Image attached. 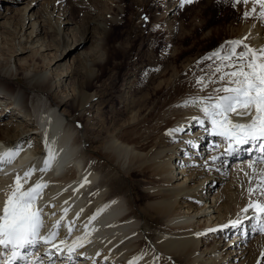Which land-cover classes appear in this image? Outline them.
Instances as JSON below:
<instances>
[{
	"label": "bare ground",
	"instance_id": "bare-ground-1",
	"mask_svg": "<svg viewBox=\"0 0 264 264\" xmlns=\"http://www.w3.org/2000/svg\"><path fill=\"white\" fill-rule=\"evenodd\" d=\"M256 14L252 16L254 18L247 26H243L238 36L241 38L249 36L246 43L259 48L264 46V30L263 20ZM22 15L24 21L25 15ZM32 15L31 13L27 17L30 19ZM34 15L28 37H32L35 24L39 20V31L44 27V19ZM60 20L59 16L55 23L58 36L62 35L59 29ZM69 21L68 19L64 23ZM10 27L11 25L8 24V28ZM90 33L91 31L86 27L75 40L76 45L86 39ZM38 34L36 33L34 37ZM34 37L27 46L25 44L23 46L21 42L26 38L21 40L19 37L18 42L21 51L27 47L33 50L31 55L33 65H35L34 59L39 57L38 50L48 47L46 42L39 38L34 40ZM58 42H61L59 38ZM13 51H16V46ZM0 57L5 60V53L0 51ZM19 60L25 61L23 58ZM31 62L26 69L21 68L17 63L0 68V139L11 145L10 147L24 142L33 145L29 148L25 144L24 150L18 155L20 160L0 170V213L5 204V194L14 184L15 172L21 174L33 166L36 169L44 167L47 151L44 136L47 131L48 143L58 135L67 138L71 157L64 166L53 161L49 170L36 171L24 185L27 188L40 179L48 183L42 200L38 201V206L43 209L44 221L40 234L46 236L56 221L61 220L63 209L68 208L67 217L62 224L66 225L68 221L75 220V230L68 237V243L71 244L76 236H82L85 232L84 225L91 222L90 217L96 214V219L100 220L112 208L115 211L110 225L114 238L108 237L88 249H78L82 255L74 254L76 258L68 264H94V262L95 264H129L130 261H135L136 264H231L228 260L229 251L228 254L221 253L226 245H220L218 239L227 233H233V240L237 245L231 248L233 252L241 247L238 246V241L245 242L249 232L257 231L256 221H245L243 233L233 229L200 237L195 236L194 233L215 228L230 219H235L237 214L241 213V209L247 206L250 200L247 189L250 184L241 169L251 176L252 170L247 167L249 161L261 159L264 151L259 148L260 142H256L243 145L232 155H227L226 141L212 134V125L204 118L198 107L177 106L189 96L207 95L212 88L220 87L221 84L219 82L209 84L204 92H199L195 80L201 75L191 73L184 80L178 75L165 78L167 74L165 70L162 72L163 78L156 84V89L160 90L168 86L173 89L167 90L166 94L153 105L148 94L136 96L133 93L130 104L122 112L116 110L111 122L102 116L101 108L98 106L96 110L100 119L95 137L87 138L90 130L83 127V123L87 121L84 116L85 103L90 99L92 101L95 95L89 92V87L100 78L99 70L94 65L101 64L102 57L94 56L90 63L81 61L84 66L83 71L78 72L74 85L75 95L69 104V110L65 113L67 115L59 112L60 101L52 106L49 105L48 109L42 110V108V111L39 110L41 106L30 107L26 90L8 81L11 78L19 79L21 72L30 79L36 89L47 90L51 84L48 73L45 70L41 73L28 70ZM212 71V68L205 69L202 75L208 76ZM58 74L56 73V76ZM94 104L98 105L97 102ZM35 109H37L36 114ZM127 114H129L127 119H123ZM32 115L37 117L38 125L34 123L35 118L31 117ZM27 118H30V121ZM230 118L234 122H246L248 119L234 114H231ZM177 126H183L185 130L174 137L166 135L168 129ZM37 131H43L44 134H36ZM84 142L87 146L83 145ZM3 149L4 146L0 143V153ZM97 149L102 151V158L108 163L106 169L105 163L90 160L93 155L98 156L93 152ZM180 149L185 150L184 156L179 157L175 164V158L173 160L172 157ZM189 153L199 157L187 156ZM212 156H219L220 160L214 162L211 160ZM237 157L242 158L237 159ZM235 158L236 160L232 161ZM21 159H25V162ZM184 159L192 161V164L198 161L200 166L193 164V167L189 168L190 163L188 162L189 165L186 166ZM225 160L228 161L226 165L223 163ZM230 164L232 167L227 170ZM175 165L178 166L179 171L174 170ZM116 167L122 170L121 174L116 172L114 169ZM255 167L257 170L264 169V164L257 163ZM60 170L62 171L59 172ZM57 172L59 176H54ZM136 175H139L140 179H137ZM218 175L229 178V183L221 189L215 188L217 182L222 181L217 179ZM85 178L88 183L84 182ZM122 180L128 181L125 187L131 191L130 196L122 194L124 192L116 193L115 188L123 183ZM256 184L257 180L254 179L251 186L255 187ZM251 199H257V195H253ZM77 213H80L79 219H76ZM141 215L146 222H149L148 225H141ZM162 220L165 224L152 239V247L147 248L146 242L141 238L144 228L155 227ZM95 225L96 222H92L88 231L90 232ZM213 234L216 236H212ZM60 235L61 237L67 235L66 227L60 228ZM92 242L87 243L86 246ZM201 245H203L202 250ZM246 247L247 244L235 252V255L239 254V258L249 254L248 259L241 264H257L258 261L264 264V256H262L264 234H258L245 250ZM156 256L160 259L155 260ZM66 261L67 259H64L63 264Z\"/></svg>",
	"mask_w": 264,
	"mask_h": 264
},
{
	"label": "rangeland",
	"instance_id": "rangeland-1",
	"mask_svg": "<svg viewBox=\"0 0 264 264\" xmlns=\"http://www.w3.org/2000/svg\"><path fill=\"white\" fill-rule=\"evenodd\" d=\"M252 7L251 0L247 5L239 3L235 6L232 0H196L183 8L179 7V0H0V51L4 52L6 57L5 60L0 57V68L17 63L26 69L31 62L33 50L27 47L21 51L18 42L26 38L27 42L26 40L21 42L23 46L24 44L27 46L34 35L39 33L34 40L39 38L46 42L48 47L38 50L39 57L34 59L35 65L31 62L28 70L39 73L45 70L51 81L50 87L47 90L36 89L30 79L21 72L19 79L11 78L8 81L26 90L30 107L38 105L42 111L60 101L58 110L67 115L65 113L69 110V104L75 95L74 85L78 72L83 71L81 61L90 63L94 56H101L102 63L94 65L99 70L100 78L89 87V92L95 95L92 101L90 99L85 103L84 116L87 121L83 123V127L90 130L87 138H93L100 119L96 110L98 106L101 108L102 116L111 122L116 110L122 112L130 104L133 93L136 96L148 94L153 105L166 94L167 90L173 89L168 84V87L156 89L157 82L163 78V71L167 72L165 78L178 75L184 80L191 73L202 75L205 69H211L210 65H215L217 61L215 58H204L210 56L225 42L241 38L238 34L243 30V26H247L254 18L243 19V13L246 10L250 11ZM256 7V15H259V5ZM31 13L33 15L29 19L27 16ZM22 14L25 15L24 21ZM34 14L44 19V27L39 31V20L35 24L32 37H28L33 26ZM59 16L61 18L59 29L63 36H58L55 31V23ZM145 16L148 18L147 21L144 19ZM68 19L70 21L64 23ZM8 24L11 25L10 28ZM156 25L160 27L156 28ZM262 26L264 30V20ZM86 27L91 33L76 45L75 40ZM58 38L61 42H58ZM15 46L16 51H13ZM56 73L59 74L56 76ZM96 102L98 105L94 104ZM35 110L36 114L37 109ZM147 112L148 110L145 111ZM34 115L31 117L35 118L33 121L38 125V119ZM128 115L123 119H127ZM27 119L30 121V118ZM42 133L43 131L36 132L43 135ZM83 145L87 146L85 142ZM93 152L98 156L93 155L90 160L105 163L100 149ZM184 152V149H180L173 155L175 164L179 157L183 158ZM190 155L199 157L190 153L187 156ZM187 160L184 159V162L187 163L186 166L189 165L188 162L190 163L189 168H192L193 164L200 166L198 161L192 164V161ZM235 160L236 158L232 161ZM105 164L106 169L108 163ZM228 167L227 170L231 169L232 164ZM114 169L121 174L120 168ZM174 170L179 171L178 166L175 165ZM136 178L140 179V176L136 175ZM180 179L179 181L183 178ZM217 179L222 181L217 182L215 188L221 189L229 183V178L225 176L218 175ZM122 182L125 185L120 183L123 184L120 188L118 184L115 188L116 193L124 192L122 194L130 196L131 191L126 188L128 181ZM140 223L149 224L142 215ZM164 224L162 220L155 227L144 228L141 238L146 242L147 248L152 247V239ZM257 233L260 234L255 230L249 232L245 242L238 241V246L241 247L233 252L231 248L237 246L236 241L233 240V233H227L218 239L220 245H226L221 253L228 254L229 251L228 260L231 264H241L242 261L244 263L249 254L241 255L239 258V254L237 256L235 252L246 244L247 247L250 246ZM200 249H203V245Z\"/></svg>",
	"mask_w": 264,
	"mask_h": 264
},
{
	"label": "snow or ice",
	"instance_id": "snow-or-ice-1",
	"mask_svg": "<svg viewBox=\"0 0 264 264\" xmlns=\"http://www.w3.org/2000/svg\"><path fill=\"white\" fill-rule=\"evenodd\" d=\"M194 2L196 0H179V7L183 8ZM251 2L252 9L246 10L242 18L248 19L254 16L257 13L256 5H259L258 18L264 20V0H251ZM232 3L233 6L239 3L247 5L249 0H232ZM144 19L147 21L148 18L145 16ZM155 27L159 28L160 25ZM248 39L249 36L246 35L240 39L227 41L210 56L205 57L204 59L215 58L217 63L210 65L213 71L208 76L197 77L195 84L199 86L198 91L204 92L209 84L217 82L221 86L212 88L204 96H189L177 105L198 107L204 118L212 125V134L226 141L227 155H232L243 145L256 142H260L259 148L264 151V46L253 47L246 43ZM231 114L248 119L246 122H234L230 118ZM194 119H199V117H194ZM184 130L183 126H177L168 129L166 135L174 137ZM44 140L47 149L44 167L40 169H36L35 166L30 167L23 173V176L17 173L14 184L10 186L11 190L5 194V204L0 214V264H18V262L19 264H63L64 259L72 261L74 254L82 255L78 249L84 248L86 243L91 242L88 239L90 233L86 224L84 225L85 234L76 237L71 244L68 243V237L75 230V220L68 221L66 225L62 224L67 217L68 208L63 209L61 220L56 221L46 236L40 234L44 221L42 219L43 209L38 206V201L42 200L48 183L40 179L27 188L24 185L29 182L36 171L49 170L56 158L54 147L47 142V131ZM25 144L29 148L33 147L31 143L24 142L0 153V170L14 162L24 150ZM211 160L215 162L220 160V157L212 156ZM223 163L226 165L228 161L225 160ZM257 163L264 164V158L249 161L247 167L252 170L251 176L241 169L248 177L250 184L247 189L250 198L247 206L241 209V213H238L235 219H230L227 223L215 228L194 233L195 236L200 237L227 229L243 233L245 221L252 220L256 221V230L264 234V169L257 170L255 167ZM254 179L257 180V184L252 187ZM84 182L89 181L85 178ZM253 195H257V199H251ZM79 216L80 213H77L76 219H79ZM95 219L96 214L89 218L90 221ZM61 227L67 228V235L64 237L60 235ZM39 247H45L47 250L41 256H36ZM28 249H33V251L28 252ZM32 257L36 258L32 259ZM154 259L159 260L160 257L156 256ZM129 264H136V262L130 261ZM257 264H260V261Z\"/></svg>",
	"mask_w": 264,
	"mask_h": 264
}]
</instances>
